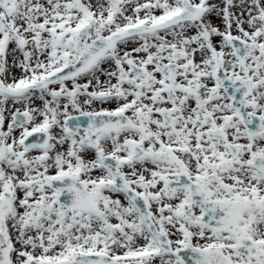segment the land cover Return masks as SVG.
<instances>
[{"label": "snow or ice", "instance_id": "6c2138e0", "mask_svg": "<svg viewBox=\"0 0 264 264\" xmlns=\"http://www.w3.org/2000/svg\"><path fill=\"white\" fill-rule=\"evenodd\" d=\"M0 264H264V0H0Z\"/></svg>", "mask_w": 264, "mask_h": 264}]
</instances>
